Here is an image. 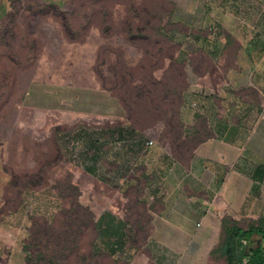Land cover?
<instances>
[{"label":"crops","instance_id":"crops-1","mask_svg":"<svg viewBox=\"0 0 264 264\" xmlns=\"http://www.w3.org/2000/svg\"><path fill=\"white\" fill-rule=\"evenodd\" d=\"M13 1L0 0V26ZM171 1L159 29L188 81L173 126H134L104 95L92 129L62 142L95 188L113 193L99 204L94 192L91 205L79 189L78 203L93 216L96 252L122 264H210L225 219L244 229L264 219V0ZM9 177L0 162V264H27L21 203L12 209L5 198Z\"/></svg>","mask_w":264,"mask_h":264},{"label":"rangeland","instance_id":"rangeland-1","mask_svg":"<svg viewBox=\"0 0 264 264\" xmlns=\"http://www.w3.org/2000/svg\"><path fill=\"white\" fill-rule=\"evenodd\" d=\"M173 10L171 0H66L59 8L13 1L0 26V162L11 179L10 208L21 203L19 239L27 237L33 252L44 253L37 244L46 241L48 223L50 234L70 223L76 235L88 220L78 208L79 189H87L82 202L93 205L94 192L102 195L99 204L111 200L113 193L95 188L62 149L79 127L92 129L99 119L94 111L101 115L107 104L104 95L139 128L154 126L156 105L172 108L163 96L178 103L188 84L185 67L169 62L176 49L167 33L157 32ZM80 229L67 264H122L92 254V223ZM210 264H226L225 257L215 252Z\"/></svg>","mask_w":264,"mask_h":264},{"label":"trees","instance_id":"trees-1","mask_svg":"<svg viewBox=\"0 0 264 264\" xmlns=\"http://www.w3.org/2000/svg\"><path fill=\"white\" fill-rule=\"evenodd\" d=\"M158 29V34L164 35ZM165 95V94H164ZM162 101H167L170 103L172 108L166 109L164 112L160 111L159 105H156L154 110L159 113L157 120L161 119L166 123L175 122V111L174 108L179 104V98L177 102H172L168 97L161 98ZM167 108V107H166ZM78 208L86 211L85 215L88 220L77 226V234L81 231L80 228L87 229L90 227L91 223L93 226V216L88 210L83 208L78 203ZM75 223V222H74ZM48 230L46 234V241L37 244L39 247H43L44 253L41 251L32 250V244L30 241L25 243L24 250L27 253L26 262L27 264H67L71 260V256L74 255V250L76 248L77 234L72 232V227L70 223L63 227V231L57 235L52 232L51 222L47 225ZM257 236V241H254V237ZM260 241V243H259ZM95 249V248H94ZM220 252V255L225 257L226 264H264V219L260 220L257 227L250 226L244 229L230 220L225 219L223 222V236L219 246L212 252ZM36 253V254H35ZM92 254H98L96 250H93ZM116 263H118L116 261Z\"/></svg>","mask_w":264,"mask_h":264},{"label":"built area","instance_id":"built-area-1","mask_svg":"<svg viewBox=\"0 0 264 264\" xmlns=\"http://www.w3.org/2000/svg\"><path fill=\"white\" fill-rule=\"evenodd\" d=\"M153 144H154L153 141H149V142L147 143L148 146H152Z\"/></svg>","mask_w":264,"mask_h":264},{"label":"water","instance_id":"water-1","mask_svg":"<svg viewBox=\"0 0 264 264\" xmlns=\"http://www.w3.org/2000/svg\"><path fill=\"white\" fill-rule=\"evenodd\" d=\"M259 243H260V241H259Z\"/></svg>","mask_w":264,"mask_h":264}]
</instances>
